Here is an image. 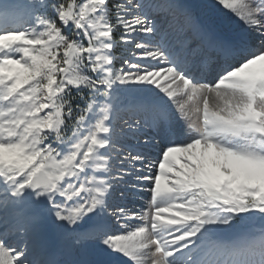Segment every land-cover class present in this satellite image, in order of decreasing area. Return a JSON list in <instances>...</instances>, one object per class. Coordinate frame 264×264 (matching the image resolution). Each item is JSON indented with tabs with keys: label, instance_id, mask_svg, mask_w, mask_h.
<instances>
[{
	"label": "snow or ice",
	"instance_id": "1",
	"mask_svg": "<svg viewBox=\"0 0 264 264\" xmlns=\"http://www.w3.org/2000/svg\"><path fill=\"white\" fill-rule=\"evenodd\" d=\"M0 264H264V0H3Z\"/></svg>",
	"mask_w": 264,
	"mask_h": 264
},
{
	"label": "rangeland",
	"instance_id": "2",
	"mask_svg": "<svg viewBox=\"0 0 264 264\" xmlns=\"http://www.w3.org/2000/svg\"><path fill=\"white\" fill-rule=\"evenodd\" d=\"M2 2L3 0H0V3ZM186 2L195 4V5H208V4H211L213 0H186ZM201 107H202V102H201Z\"/></svg>",
	"mask_w": 264,
	"mask_h": 264
}]
</instances>
